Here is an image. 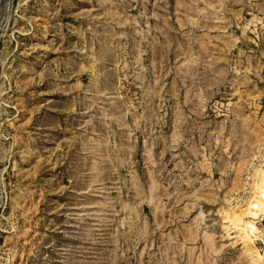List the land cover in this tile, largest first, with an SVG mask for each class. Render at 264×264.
I'll list each match as a JSON object with an SVG mask.
<instances>
[{
	"label": "rangeland",
	"instance_id": "rangeland-1",
	"mask_svg": "<svg viewBox=\"0 0 264 264\" xmlns=\"http://www.w3.org/2000/svg\"><path fill=\"white\" fill-rule=\"evenodd\" d=\"M0 264H264V0H0Z\"/></svg>",
	"mask_w": 264,
	"mask_h": 264
},
{
	"label": "bare ground",
	"instance_id": "bare-ground-1",
	"mask_svg": "<svg viewBox=\"0 0 264 264\" xmlns=\"http://www.w3.org/2000/svg\"><path fill=\"white\" fill-rule=\"evenodd\" d=\"M224 227L226 228V229H230V230H232L233 229V227L230 225V224H228V223H224ZM252 228V227H251ZM252 229H254V228H252ZM234 230V229H233Z\"/></svg>",
	"mask_w": 264,
	"mask_h": 264
}]
</instances>
